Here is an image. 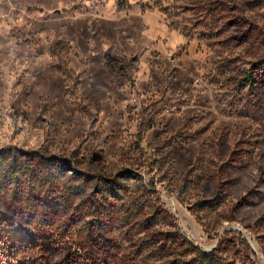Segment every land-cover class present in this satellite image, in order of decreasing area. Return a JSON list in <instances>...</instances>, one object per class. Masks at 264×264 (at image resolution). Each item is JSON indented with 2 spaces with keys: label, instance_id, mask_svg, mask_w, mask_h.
<instances>
[{
  "label": "rangeland",
  "instance_id": "374dc122",
  "mask_svg": "<svg viewBox=\"0 0 264 264\" xmlns=\"http://www.w3.org/2000/svg\"><path fill=\"white\" fill-rule=\"evenodd\" d=\"M262 61L264 0H0V182L40 156L71 200L46 212L22 188L14 219L82 261L187 264L184 236L221 264H264V86L246 81ZM70 161L85 183L58 170ZM124 170L147 189L129 181L138 202L112 206L110 245L84 253L83 202ZM138 207L159 214L160 253L132 238Z\"/></svg>",
  "mask_w": 264,
  "mask_h": 264
},
{
  "label": "trees",
  "instance_id": "16d2710c",
  "mask_svg": "<svg viewBox=\"0 0 264 264\" xmlns=\"http://www.w3.org/2000/svg\"><path fill=\"white\" fill-rule=\"evenodd\" d=\"M246 81L254 85V87H258V85L264 86V61L257 64L252 72L246 76ZM0 156H3L1 151ZM25 157L26 162L23 164L24 166L20 169L14 164L9 169H6L0 182V264H13L28 256H31L32 260L40 264H111L106 257L101 260H95V257L89 256L86 261H82L76 251L72 252L70 250L69 245L62 244L61 241H53L50 238L35 233L23 219H14L11 202L14 201L15 196H17L19 190L22 188H26L31 197L35 198L46 212L53 211L54 213H58L62 210V200H64L66 206L71 201L66 196H62V198L58 196L56 187L60 181L55 176L50 175V161L43 160L44 158L32 154H26ZM37 158L42 159V164L49 169L40 171L42 164L40 165ZM80 166L79 161H70L61 164L58 170L63 173L64 169L69 168L72 171L73 179L85 183L87 176L79 173ZM91 178L94 179L93 177ZM103 179V181L100 180L103 184V189L99 191L102 196L101 201L96 202L90 196L83 202L85 206L89 205L92 210V217L88 223L89 232L87 234L89 247L87 246V248L85 244L79 245V248L84 253L89 248L92 251L95 247L110 245L109 233L112 229H110V218L106 214L117 205H126L129 199L132 200V204H136L139 200L136 193H140L141 197V192H145L147 189L143 178L136 173L134 174L133 171L124 170L117 177L106 178L104 176ZM132 180H135L139 184L136 193L129 185V181ZM11 186L14 189L11 191L12 198L10 201L2 188L8 189ZM139 207L137 211H134L135 215H128V217L131 218L138 215L141 218L145 216L146 219L136 222L132 226V223L130 225L127 224V226H131V231L135 233L132 238H135V236L139 237L138 240L144 241V245H152L155 248L154 254L160 253L167 244H165V239L159 237L161 235L157 233L158 224L155 222V219H157L159 214H144L145 208L141 207L139 209ZM126 218L127 216H125V220L129 222L128 218ZM181 237L184 239L182 245L187 247L183 254L188 257L195 256L189 259L187 264H221V259L218 256L202 251L184 236ZM178 242V239L172 242L170 246L172 251L167 253L168 257L175 254L173 250L177 249ZM142 246V244H139L138 250L141 251ZM223 252L225 251L218 250V253Z\"/></svg>",
  "mask_w": 264,
  "mask_h": 264
}]
</instances>
